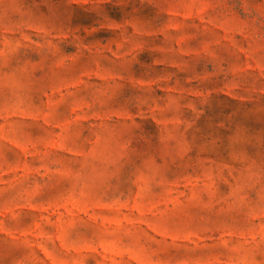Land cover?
Here are the masks:
<instances>
[{
	"label": "rangeland",
	"instance_id": "1",
	"mask_svg": "<svg viewBox=\"0 0 264 264\" xmlns=\"http://www.w3.org/2000/svg\"><path fill=\"white\" fill-rule=\"evenodd\" d=\"M0 264H264V0H0Z\"/></svg>",
	"mask_w": 264,
	"mask_h": 264
}]
</instances>
